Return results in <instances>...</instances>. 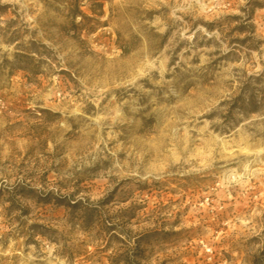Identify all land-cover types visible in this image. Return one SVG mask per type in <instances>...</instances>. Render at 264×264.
Listing matches in <instances>:
<instances>
[{
  "label": "rangeland",
  "instance_id": "obj_1",
  "mask_svg": "<svg viewBox=\"0 0 264 264\" xmlns=\"http://www.w3.org/2000/svg\"><path fill=\"white\" fill-rule=\"evenodd\" d=\"M0 264H264V0H0Z\"/></svg>",
  "mask_w": 264,
  "mask_h": 264
},
{
  "label": "trees",
  "instance_id": "obj_2",
  "mask_svg": "<svg viewBox=\"0 0 264 264\" xmlns=\"http://www.w3.org/2000/svg\"><path fill=\"white\" fill-rule=\"evenodd\" d=\"M259 77L261 78V77H263L262 75H259Z\"/></svg>",
  "mask_w": 264,
  "mask_h": 264
}]
</instances>
